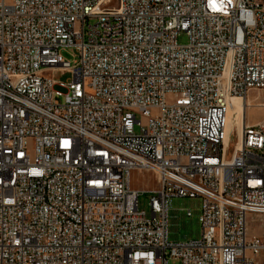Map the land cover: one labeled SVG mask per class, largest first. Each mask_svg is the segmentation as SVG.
<instances>
[{
  "label": "built area",
  "instance_id": "built-area-1",
  "mask_svg": "<svg viewBox=\"0 0 264 264\" xmlns=\"http://www.w3.org/2000/svg\"><path fill=\"white\" fill-rule=\"evenodd\" d=\"M110 3L0 0V264H264V117L226 133L264 91V0ZM173 197L201 199L197 241L167 243Z\"/></svg>",
  "mask_w": 264,
  "mask_h": 264
},
{
  "label": "rangeland",
  "instance_id": "rangeland-1",
  "mask_svg": "<svg viewBox=\"0 0 264 264\" xmlns=\"http://www.w3.org/2000/svg\"><path fill=\"white\" fill-rule=\"evenodd\" d=\"M117 4V0H111V3L108 7H115ZM89 25L94 24V20H89ZM187 43V37L184 34H181L177 38L178 45H185ZM59 55L64 61L72 62L74 57L76 56V52L74 49L65 48L59 50ZM53 81L56 83H66L70 79V75L64 73L62 71L53 72L50 74ZM54 92H58L60 94H64L65 90L56 86L53 89ZM59 103L62 102V98L55 96L54 98ZM261 99L264 101V91L261 92H250L247 95V101L252 105ZM169 101L167 100V103ZM236 108L232 110V114L229 116H233V121L236 123L237 120V112L235 111ZM261 117H264V109L256 110V109H249L246 113V120L248 123H255ZM230 118V117H229ZM144 123V120H143ZM232 126H238L236 123ZM137 132V129H135ZM156 184L154 177L149 172L144 171H133L130 176V189L135 190L138 193V209L140 211L145 212L146 214L149 213L148 207V199H149V192L148 190L155 189ZM167 207V243L170 245L176 244H184L190 241H197L200 237V222L199 217L201 213V199L200 198H180V197H173L167 199L166 203ZM190 212V217L186 216V213ZM253 217L248 215L246 217V221L248 222V231L250 235H255L256 237H260L261 231L256 229L253 225L252 221ZM168 264H178L176 261H169Z\"/></svg>",
  "mask_w": 264,
  "mask_h": 264
},
{
  "label": "bare ground",
  "instance_id": "bare-ground-1",
  "mask_svg": "<svg viewBox=\"0 0 264 264\" xmlns=\"http://www.w3.org/2000/svg\"><path fill=\"white\" fill-rule=\"evenodd\" d=\"M245 1H250L252 8H259V0H245ZM234 107L236 108L235 111L237 112L236 123L238 124V126H235V127L237 128L238 132H240V128L243 124L244 115L246 116L247 110L251 109L253 107V105L247 101V97L244 101L240 100L238 98H232L231 99L230 109H229V112H228L227 118H226V124H227L226 125V133L227 134L230 133V131L233 127L232 123L236 125V123L233 121L234 115L229 116V114H232V110L234 109Z\"/></svg>",
  "mask_w": 264,
  "mask_h": 264
},
{
  "label": "crops",
  "instance_id": "crops-1",
  "mask_svg": "<svg viewBox=\"0 0 264 264\" xmlns=\"http://www.w3.org/2000/svg\"><path fill=\"white\" fill-rule=\"evenodd\" d=\"M250 124H254V123H250ZM154 190V189H153ZM149 191V190H148ZM150 191H152V190H150Z\"/></svg>",
  "mask_w": 264,
  "mask_h": 264
}]
</instances>
